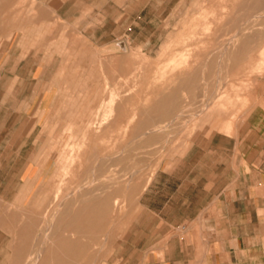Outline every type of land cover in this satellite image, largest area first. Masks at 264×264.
<instances>
[{
    "label": "rangeland",
    "instance_id": "374dc122",
    "mask_svg": "<svg viewBox=\"0 0 264 264\" xmlns=\"http://www.w3.org/2000/svg\"><path fill=\"white\" fill-rule=\"evenodd\" d=\"M63 1L0 0V264H264V0ZM195 152L224 203L165 229L140 198Z\"/></svg>",
    "mask_w": 264,
    "mask_h": 264
},
{
    "label": "crops",
    "instance_id": "0c3cea01",
    "mask_svg": "<svg viewBox=\"0 0 264 264\" xmlns=\"http://www.w3.org/2000/svg\"><path fill=\"white\" fill-rule=\"evenodd\" d=\"M96 3L97 0L63 1L65 9H72V20H86L88 24L89 20L96 17ZM61 18L67 19L69 16ZM223 190V171L218 170V163L205 161L195 152L170 169L159 171L142 194L140 205L158 220L159 226L165 229L176 228L201 220L210 205L215 208L223 205ZM0 197L3 206L9 207L10 203L14 205L15 189L7 186ZM11 215V219L7 215L8 229L10 225L14 227V212ZM5 227V222H1L0 231ZM10 259L14 260V253L10 256L9 253L5 255L0 252V261Z\"/></svg>",
    "mask_w": 264,
    "mask_h": 264
},
{
    "label": "bare ground",
    "instance_id": "6f19581e",
    "mask_svg": "<svg viewBox=\"0 0 264 264\" xmlns=\"http://www.w3.org/2000/svg\"><path fill=\"white\" fill-rule=\"evenodd\" d=\"M236 37V36H235ZM118 47H120V49L124 48L123 44H119ZM36 262H38V260H35L33 264H35Z\"/></svg>",
    "mask_w": 264,
    "mask_h": 264
}]
</instances>
